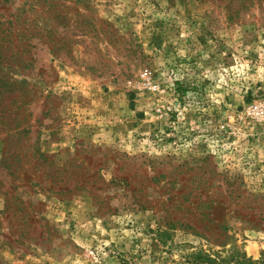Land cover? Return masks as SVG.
<instances>
[{"label": "rangeland", "instance_id": "rangeland-1", "mask_svg": "<svg viewBox=\"0 0 264 264\" xmlns=\"http://www.w3.org/2000/svg\"><path fill=\"white\" fill-rule=\"evenodd\" d=\"M0 95V264L264 260V0H0Z\"/></svg>", "mask_w": 264, "mask_h": 264}, {"label": "trees", "instance_id": "trees-1", "mask_svg": "<svg viewBox=\"0 0 264 264\" xmlns=\"http://www.w3.org/2000/svg\"><path fill=\"white\" fill-rule=\"evenodd\" d=\"M4 92H8V91H4ZM3 95H0V97H3ZM0 117H2V119L4 120L3 116H0ZM4 160H7V159H4ZM23 171H25V172H23ZM33 175H34L33 172H30L28 170H22L20 172L18 170L9 171L1 179V182L4 181V179H6L8 182H10L12 184L13 191H14V189L19 187V183H21L22 180L27 179L29 181H32ZM7 176H10V178L7 179ZM7 181H5V182H7ZM17 181H19V183ZM6 192H9V191H6ZM13 196H14V194H13ZM202 258L204 259V263H206V264H214V263L219 264L216 260H214L209 255L202 256ZM232 261H236L237 264H264V260L258 261V262H253V261L247 259L246 254L241 253L237 248L233 249L232 253L229 256H227V258H224L220 263H230Z\"/></svg>", "mask_w": 264, "mask_h": 264}, {"label": "built area", "instance_id": "built-area-1", "mask_svg": "<svg viewBox=\"0 0 264 264\" xmlns=\"http://www.w3.org/2000/svg\"><path fill=\"white\" fill-rule=\"evenodd\" d=\"M147 84H150V82H147ZM253 112L258 116V119L264 120V107H256Z\"/></svg>", "mask_w": 264, "mask_h": 264}]
</instances>
